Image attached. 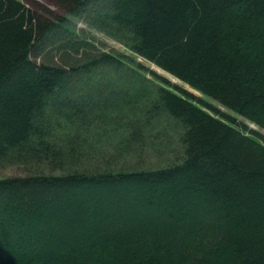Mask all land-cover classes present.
<instances>
[{
	"label": "trees",
	"instance_id": "16d2710c",
	"mask_svg": "<svg viewBox=\"0 0 264 264\" xmlns=\"http://www.w3.org/2000/svg\"><path fill=\"white\" fill-rule=\"evenodd\" d=\"M51 1L0 0V264H264V0Z\"/></svg>",
	"mask_w": 264,
	"mask_h": 264
},
{
	"label": "rangeland",
	"instance_id": "374dc122",
	"mask_svg": "<svg viewBox=\"0 0 264 264\" xmlns=\"http://www.w3.org/2000/svg\"><path fill=\"white\" fill-rule=\"evenodd\" d=\"M23 1H25L29 6L34 7V9L41 10L37 7V3H39L40 5L45 6V9H48L53 14H58V15L66 14L65 10H63L60 6H58L51 0H23ZM69 19L73 23L72 26L75 27L79 32L87 34L89 35V37H91V35L95 37L96 43L100 45L102 49L107 50V51H112V52H126L127 49L118 40L111 38L103 33H100L96 31L95 29L92 30L86 21L85 15H74V16L70 15ZM147 64L151 66L157 73H160L166 76L171 81L180 84L181 86L187 88L188 90L193 91L196 95L204 97V95L201 92H199L196 89H193L190 85H188L187 83H184L183 81L173 76L171 73L163 70L156 64H153L150 62H147ZM215 104L222 111L228 112L224 106L220 105L217 102H215ZM233 115H236L239 121H245L249 125L250 128H253V129L256 128L260 133L264 134V128L259 127L252 122H249L245 117L241 115H237V114H233ZM158 148H159V150L157 149L158 151L154 149H149V150L140 149V151L135 150L134 154L139 153L140 156H138L137 160L143 163V167H159V166H163L166 164H170L173 161H178L182 159L181 154L183 151V147H182V144L178 142L177 140H175L173 144H169L167 146L158 147ZM26 173L27 172L25 168L21 164L20 165L18 164L17 165H6L4 163H0V178L3 176L24 175Z\"/></svg>",
	"mask_w": 264,
	"mask_h": 264
},
{
	"label": "bare ground",
	"instance_id": "6f19581e",
	"mask_svg": "<svg viewBox=\"0 0 264 264\" xmlns=\"http://www.w3.org/2000/svg\"><path fill=\"white\" fill-rule=\"evenodd\" d=\"M172 76V75H171Z\"/></svg>",
	"mask_w": 264,
	"mask_h": 264
}]
</instances>
